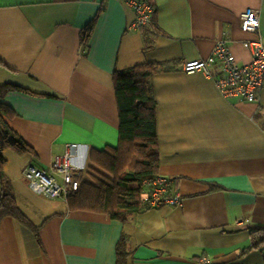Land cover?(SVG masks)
<instances>
[{"label": "crops", "instance_id": "0c3cea01", "mask_svg": "<svg viewBox=\"0 0 264 264\" xmlns=\"http://www.w3.org/2000/svg\"><path fill=\"white\" fill-rule=\"evenodd\" d=\"M129 0H0V84L8 120L31 147L6 146L4 174L29 226L0 221V264H264V87L258 102L225 98L215 68L185 72L227 39L237 64L247 63L241 14L264 0H148L151 23L133 27ZM90 27V30H89ZM88 30V33H86ZM88 36L86 37V35ZM86 37V38H85ZM168 62L150 78L156 100L159 173L180 202L153 206L125 222L33 191L22 171L50 172L70 144L73 163L93 181L91 150L115 147L118 116L112 73L144 62ZM256 230V232H255Z\"/></svg>", "mask_w": 264, "mask_h": 264}, {"label": "trees", "instance_id": "16d2710c", "mask_svg": "<svg viewBox=\"0 0 264 264\" xmlns=\"http://www.w3.org/2000/svg\"><path fill=\"white\" fill-rule=\"evenodd\" d=\"M168 70L170 66L166 61L144 62L113 71L119 141L115 147L90 151L89 158L97 173L93 181L84 180L82 174L79 187L66 196L70 209L99 212L125 222L131 215L153 207L145 201L149 193L143 184V181H151L160 174L156 100L150 78L157 72ZM13 89L28 92L16 85L0 84V221L11 216L29 226L30 221L19 208L4 174V147L18 153L31 150L8 123L15 112L2 98ZM258 243H264V238L253 245ZM125 247L126 237L122 235L116 244V264H125Z\"/></svg>", "mask_w": 264, "mask_h": 264}, {"label": "built area", "instance_id": "2783aa9c", "mask_svg": "<svg viewBox=\"0 0 264 264\" xmlns=\"http://www.w3.org/2000/svg\"><path fill=\"white\" fill-rule=\"evenodd\" d=\"M130 6L136 12L133 27H141L151 23L153 7L148 0H129ZM259 10L247 8L241 14L240 28L247 33H257L258 37L248 39L247 48L250 51V60L247 63L237 64L229 49L227 39L216 41L213 52L205 60L185 61L182 69L191 73L194 71L208 72V67H214L215 86L225 98L240 101L258 102L261 89L264 87V38L259 33ZM78 145L70 144L64 153L57 157L51 165L50 172L33 165L26 166L22 174L29 187L46 197L55 198L66 196L71 190L80 185L81 169L73 163ZM149 195L145 201L151 206L176 205L180 202V194L176 191L172 180L159 174L151 181H143Z\"/></svg>", "mask_w": 264, "mask_h": 264}, {"label": "rangeland", "instance_id": "374dc122", "mask_svg": "<svg viewBox=\"0 0 264 264\" xmlns=\"http://www.w3.org/2000/svg\"><path fill=\"white\" fill-rule=\"evenodd\" d=\"M248 49V48H247ZM249 50V49H248ZM250 52V51H249ZM27 181V180H26Z\"/></svg>", "mask_w": 264, "mask_h": 264}, {"label": "bare ground", "instance_id": "6f19581e", "mask_svg": "<svg viewBox=\"0 0 264 264\" xmlns=\"http://www.w3.org/2000/svg\"><path fill=\"white\" fill-rule=\"evenodd\" d=\"M161 175H163V174H161Z\"/></svg>", "mask_w": 264, "mask_h": 264}]
</instances>
